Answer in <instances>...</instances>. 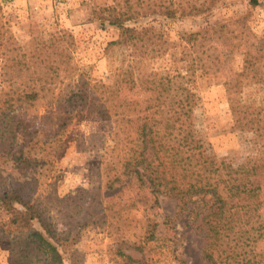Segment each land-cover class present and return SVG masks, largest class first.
I'll use <instances>...</instances> for the list:
<instances>
[{"label":"trees","instance_id":"trees-1","mask_svg":"<svg viewBox=\"0 0 264 264\" xmlns=\"http://www.w3.org/2000/svg\"><path fill=\"white\" fill-rule=\"evenodd\" d=\"M162 7L161 13L173 15ZM151 8L141 0H125L95 11L94 16L121 29L120 37L107 45L121 47L124 53L109 81L93 76L91 66L79 64L71 29L69 37L60 32L50 42L37 44L43 53L39 65L27 54L16 59L20 81L0 92V242L9 250L10 264H65L60 248L64 238L50 209L41 205L38 188L59 148L78 126L96 116L113 123L108 179L97 187L114 189L110 196L118 198L121 209L146 212L148 239L160 238L155 218L160 194H175L178 213L186 216L191 230L202 234L204 264H264L262 108L256 107L253 119L243 101L235 107L231 81L225 80L237 121L261 143L239 160L220 155L197 123L201 97L195 86L199 69L217 65L218 70L223 62L217 46L211 44L201 53L198 48L196 56L188 53L185 72L168 67L145 71L142 59L165 55L168 40L150 27L126 23L157 10ZM6 31L0 23V45H5ZM186 38L194 45L210 44L201 30ZM41 106L48 111H40ZM115 204L108 200L106 211ZM166 246L173 250L171 243ZM119 253L136 260L122 249Z\"/></svg>","mask_w":264,"mask_h":264},{"label":"rangeland","instance_id":"rangeland-1","mask_svg":"<svg viewBox=\"0 0 264 264\" xmlns=\"http://www.w3.org/2000/svg\"><path fill=\"white\" fill-rule=\"evenodd\" d=\"M115 1L125 3V0L0 1V23L7 29L5 45H0V92L20 81L17 69L21 65L16 59L27 54V59L38 60L39 65L43 53L37 44L50 42L60 32L69 37L70 29L76 36L75 56L79 64L91 66L93 76L109 81L124 53L121 47L107 49V45L120 37L121 29L94 15L97 9ZM258 1L254 4L252 0H141L142 5L157 10L126 23L150 27L162 32L168 40L165 55L142 59L145 71L168 67L174 72H185L188 53L196 56L198 48L201 53L211 44L217 46L216 53L223 60L218 70H214L217 65L201 68L195 75L196 90L201 97L196 110L197 123L220 155H231L237 160L253 152L261 140L237 121L239 114L230 103L224 82L231 81L229 93L237 101L235 107L243 101L253 119L259 110L256 107L260 106L264 113V42L260 41L264 38V0ZM161 4L162 9L169 7L173 15L161 13ZM199 30L205 32L206 42H210L207 47L194 45L186 38V34ZM39 109L48 111L45 106ZM112 125L111 120L96 116L78 126L66 146L59 148V156L47 168L38 188L41 205L50 209L64 238L60 248L65 264H204L202 234L191 230L186 216L178 213L175 194H160V206L155 210L160 238L150 240L145 236L150 230L146 212L133 207L121 209L118 198L110 196L114 189L97 187L108 179ZM12 173L18 174L14 169ZM108 200L116 204L106 211ZM136 243L143 248L139 249ZM166 243H171L174 251ZM119 249L136 260L122 256ZM9 255L0 242V264H10Z\"/></svg>","mask_w":264,"mask_h":264}]
</instances>
